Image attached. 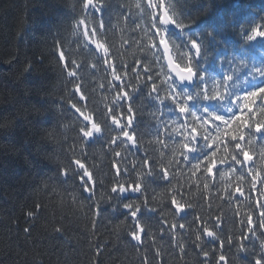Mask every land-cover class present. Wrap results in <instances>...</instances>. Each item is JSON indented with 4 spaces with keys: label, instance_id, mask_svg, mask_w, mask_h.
Returning <instances> with one entry per match:
<instances>
[{
    "label": "trees",
    "instance_id": "1",
    "mask_svg": "<svg viewBox=\"0 0 264 264\" xmlns=\"http://www.w3.org/2000/svg\"><path fill=\"white\" fill-rule=\"evenodd\" d=\"M86 1L0 0V264H264V182L257 174L264 147H249L257 162L251 172L233 160H241L236 143L247 125L264 114L259 98L207 139L214 144L207 160L186 163L182 145L191 143L192 118L155 99L167 96L171 79L159 47L160 17L151 10L158 7L147 10L161 1L91 0L96 8L89 10ZM219 1L217 13L212 0H166L183 31H200L206 57L225 55L244 85L241 69L251 71L253 62L241 51L251 30L264 25V0ZM237 11L255 23L242 35L243 25L230 16ZM182 41L172 32L174 57L195 66ZM210 64L221 80L219 66ZM220 85L215 88L225 95ZM76 107L90 119L83 121ZM112 116L125 126L132 116L126 130L134 147L123 145ZM82 128L93 135L85 137ZM89 145L94 150L80 161L84 168L75 166L69 152ZM215 162L228 165L211 174ZM149 170L166 172L167 179ZM137 184L140 217L153 222L156 210L170 207L172 214L151 229L131 231L110 210L117 198L131 199ZM120 185L127 191L113 193Z\"/></svg>",
    "mask_w": 264,
    "mask_h": 264
},
{
    "label": "snow or ice",
    "instance_id": "2",
    "mask_svg": "<svg viewBox=\"0 0 264 264\" xmlns=\"http://www.w3.org/2000/svg\"><path fill=\"white\" fill-rule=\"evenodd\" d=\"M91 2V0H89ZM95 7V6H94ZM162 23L164 26L169 24V20L167 18H163ZM176 26L178 28H183V23H177ZM261 28H264V25H258L257 27L253 28L251 30V34L249 35V39H254L256 37H264V30H259ZM193 47L196 49V54L199 55L200 53V47L196 44V41H192ZM188 75H183L180 71L176 72V77H173L171 79H168L166 81L167 87L170 90L165 97L156 96L155 99L159 101L161 105L165 104V100H169L172 105H174V109L169 110H177V115L181 116H187L191 117L193 121L199 120L203 123H213L215 124L217 121L221 123H228L229 120L236 119V112L240 110H248L249 106L253 104L257 98L260 99L261 104H264V85L257 86L255 88L249 89V90H242L240 94H234L229 95V91L227 96L224 94H221L219 91L215 88V82H213V89L211 92L205 89H201L199 91H196L194 94H190L189 91L183 87V84L185 81L191 82L193 78V68L188 67L186 69ZM257 72H259L261 75H264V72H261L260 69H256ZM201 84H206L204 82L203 77H200ZM228 81H232V75H228L226 80L224 81L225 84H227ZM152 91H156V86L153 85ZM227 97V103L230 105L224 112H216L212 111V106L217 101H222ZM235 97V99H233ZM191 104V107L189 105ZM79 111V109H77ZM127 111L129 113H132L133 109L131 106L128 107ZM85 121L89 120L90 118L88 116L84 117ZM133 122L132 116H129L127 118V125H121L120 121L117 120L115 116H112V124L117 125L123 135V137L127 139H132V135L128 130H126L127 127H131ZM92 129L95 130V132L99 133L101 131V127L99 124H92ZM81 131H83V134L85 137H91L93 135V132L91 130L84 131L82 128ZM249 131L251 132L252 129L249 126ZM255 135L258 136L261 140H264V126L257 125L255 129ZM240 140H243L244 137H239ZM193 146L189 148L188 144L182 145L184 148L188 149V152L184 153V160L186 163L191 164L192 161H196L197 164L194 166L199 165V162L201 160V157L203 159L207 160L209 157L207 153L211 151V148L207 146L206 140L201 142L200 138L192 137ZM180 146H177V150H179ZM236 148L241 149L240 143H236ZM243 151V149H241ZM119 155V153H117ZM191 155V158L189 159V156ZM245 158H247L248 154L244 153ZM233 160L236 163H240L239 160H236L235 157H233ZM77 165L80 168H84V165L80 163L79 160L76 161ZM211 167L208 168V171L211 172ZM86 171V170H85ZM156 175L160 179H167V173H153L152 170H149L148 175ZM133 191H140V185L137 184L135 188L132 189ZM119 191L120 193L126 192L127 189L120 185L119 189L117 187L112 188V192L116 193ZM173 203H175V200H173ZM124 208H128L131 210V216L135 219L137 218V212L139 211V208L137 207L136 210H132L131 204H124ZM179 207H183L182 205ZM154 211V210H153ZM31 215V213H29ZM183 227V225H181ZM205 232H207V235L209 237H214V233L207 228L204 229ZM137 240H139V237H136ZM199 239V238H198ZM205 256L208 255L207 252L204 253ZM221 260L224 259L223 256L220 257ZM256 264H262L260 259L256 260Z\"/></svg>",
    "mask_w": 264,
    "mask_h": 264
},
{
    "label": "bare ground",
    "instance_id": "3",
    "mask_svg": "<svg viewBox=\"0 0 264 264\" xmlns=\"http://www.w3.org/2000/svg\"><path fill=\"white\" fill-rule=\"evenodd\" d=\"M156 1H161V3H158V5H156V6H149L147 10H149L151 8L158 7V9H156V10H154V9H151V10H152V12H156V13L158 12V15L157 16L160 17L162 14H164L165 12H167L165 10H168L167 8L169 7V5H167L166 0H156ZM222 4L223 3H221L219 0H212L211 7L214 9V11L216 10V12L219 13V11H220V9L222 7ZM229 9L232 10V8H229ZM230 10H229V13H230ZM239 15H240V12L237 11L235 13L234 12H231V15L230 16H231L232 22H234L235 25H239V24L240 25H243L242 29L240 28V31H239V33L242 35L249 27H251V25H255V23H253V22L251 23L246 18L240 19L239 18ZM197 27H198V25H197ZM180 30H183V29L180 28ZM198 33L201 34L200 31H198ZM123 52H126V51H123ZM224 81H225V79L224 80H221L219 82L221 83L220 86L222 88H224V89L226 88L225 96H227L229 90H230L229 91V95H234L236 93L235 91H237L236 88L233 87V86H231V85L230 86H227L229 83L225 84ZM240 95H242V94H240ZM234 99H235V97H234ZM257 103H258L257 105H259L260 109L264 110V104H261V101L260 100ZM161 107H164V106H161ZM259 107L258 106H255V109H254V111L252 113H256V111H258ZM190 121L193 124V126L195 127L196 131L201 132L203 130L202 129V126H201L202 125L201 124V121H199V120L193 121V119H191ZM247 122L248 121H245V126H246ZM254 139H256V135L254 134V132H252L250 134V137H247V141H248L249 144H251V143L255 142ZM122 140H123V145H128V144L131 145V144L135 143V140H134V137L133 136H132V139L122 138ZM261 141H263V140H261ZM92 150H94V149L91 148L90 145L88 147H86L85 150H83V149L80 150L79 148L72 149L69 153H70V156L72 155L73 164L76 166V164H77L76 161L77 160L81 161V160H84V159H89L90 158L89 157V152H91ZM87 179L89 180V182L93 186L94 185L92 183V179H94L93 174L89 175ZM237 188H238V186L235 187L234 196L236 195V189ZM129 195L132 196L131 199L123 198V196H122V198H117L115 200V203L113 201V203H112V210H110V211L113 214L118 215L120 218H123L124 220H126L127 221L128 228H131V231L135 230L136 228H140L143 225L146 226L147 228H150L151 229L152 227H150V226L152 224L155 225V223H158V222L159 223L165 222L166 216L164 215V213L165 214H168L169 213L170 216L172 214L171 213V207L168 208L167 211L166 210L163 211L161 209L160 210H156L155 211V215H154L155 218H154L153 222H151L147 218L145 219L144 216H141L140 217V214H139V211H138L137 212V218L134 219L131 216V210H129L128 208H124L123 205L124 204H131L132 205V210H136L137 207H136L135 203L137 204V202L139 201V198L136 197L137 194H136V192H133V191H130V194ZM238 196H240V197H248L249 195L247 193H245V192H242V194L239 193ZM109 209H110V205H109ZM196 216L201 219V217H199L198 215H196ZM144 219L146 221H149V222L146 223V221H144ZM164 237H165V235L163 237H161V240ZM167 238L169 240H172L171 236H167ZM170 242L172 243L173 241H170ZM154 244L157 245L156 241H155Z\"/></svg>",
    "mask_w": 264,
    "mask_h": 264
},
{
    "label": "water",
    "instance_id": "4",
    "mask_svg": "<svg viewBox=\"0 0 264 264\" xmlns=\"http://www.w3.org/2000/svg\"><path fill=\"white\" fill-rule=\"evenodd\" d=\"M166 17V15H165ZM257 39H262L264 40V37H257ZM164 51L166 53V58H167V62H168V65L172 71V73L174 74V76L178 79V77L176 76V72L177 71H180L183 75L187 76L188 73L186 71H183L176 63H174V61L172 60L171 58V55H170V52H169V48L168 46H164ZM193 82V78H192V81L191 82H188V81H185V84H192Z\"/></svg>",
    "mask_w": 264,
    "mask_h": 264
}]
</instances>
